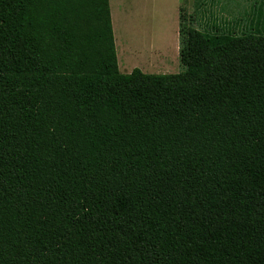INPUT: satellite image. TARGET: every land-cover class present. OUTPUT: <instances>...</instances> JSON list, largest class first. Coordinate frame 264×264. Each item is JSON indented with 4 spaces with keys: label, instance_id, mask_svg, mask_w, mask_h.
<instances>
[{
    "label": "trees",
    "instance_id": "1",
    "mask_svg": "<svg viewBox=\"0 0 264 264\" xmlns=\"http://www.w3.org/2000/svg\"><path fill=\"white\" fill-rule=\"evenodd\" d=\"M180 14L123 75L110 0H0V264H264V20Z\"/></svg>",
    "mask_w": 264,
    "mask_h": 264
},
{
    "label": "rangeland",
    "instance_id": "2",
    "mask_svg": "<svg viewBox=\"0 0 264 264\" xmlns=\"http://www.w3.org/2000/svg\"><path fill=\"white\" fill-rule=\"evenodd\" d=\"M182 9L191 28L210 35L241 37L254 32L258 22L264 20V0H112L117 57L123 75H129L128 64L169 67L148 71L147 75L184 71L178 50ZM125 40L128 50L137 54L125 56ZM158 52L165 56L162 63L154 56Z\"/></svg>",
    "mask_w": 264,
    "mask_h": 264
},
{
    "label": "crops",
    "instance_id": "3",
    "mask_svg": "<svg viewBox=\"0 0 264 264\" xmlns=\"http://www.w3.org/2000/svg\"><path fill=\"white\" fill-rule=\"evenodd\" d=\"M111 3H112V0H110V7H111ZM111 14H112V11H111ZM112 21H113V29H114V34H116V28H115V26H114V16H113V14H112ZM178 39H179V33H178ZM126 41V40H125ZM128 42L126 41V43H124V53H125V56L126 57H128L129 55L131 56V55H135V54H137L136 53V51H134L133 49H132V51L133 52H131V50H128ZM117 47V46H116ZM178 50H179V47H178ZM157 54V55H156ZM139 55V54H138ZM154 56H157V57H155L156 59H158V61L159 62H163V60L165 59V56H164V54L163 53H160V52H158V53H155L154 54ZM158 62V63H159ZM126 63L128 64V61L126 60ZM160 63V64H161ZM128 66H130V67H128V69H126V72L127 73H129V74H131L135 69H139V70H141L144 74L145 73H149L148 71H152V70H156V69H162V70H158V71H163V70H169L168 68L169 67H163V68H159V67H156V66H153V67H143V66H140V65H137V64H135V65H131V64H128ZM162 67V66H161ZM165 68V69H164ZM121 72V71H120ZM155 72V71H154Z\"/></svg>",
    "mask_w": 264,
    "mask_h": 264
}]
</instances>
